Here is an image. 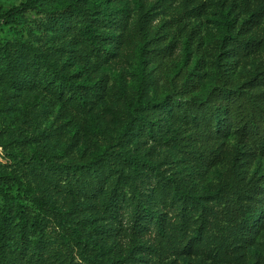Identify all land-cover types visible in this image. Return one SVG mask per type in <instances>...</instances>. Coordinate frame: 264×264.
I'll list each match as a JSON object with an SVG mask.
<instances>
[{
	"label": "trees",
	"instance_id": "1",
	"mask_svg": "<svg viewBox=\"0 0 264 264\" xmlns=\"http://www.w3.org/2000/svg\"><path fill=\"white\" fill-rule=\"evenodd\" d=\"M179 1L27 0L0 12V26L44 19V44H0L5 99L42 94L96 121L95 137L66 141L69 161L39 145L17 171L0 168V264H264V175L249 170L264 160V63L243 85L233 78L264 45L226 34L211 73L199 59L200 74L179 69L163 91L145 53L175 49L156 42L152 4ZM263 18L261 0L250 21ZM128 51L132 79L109 88L107 66Z\"/></svg>",
	"mask_w": 264,
	"mask_h": 264
},
{
	"label": "rangeland",
	"instance_id": "2",
	"mask_svg": "<svg viewBox=\"0 0 264 264\" xmlns=\"http://www.w3.org/2000/svg\"><path fill=\"white\" fill-rule=\"evenodd\" d=\"M26 2L27 0H0V12L21 7ZM260 2L261 0H202L204 3L202 9L191 8V11L185 9L186 3L183 0L175 2L173 8L169 9L160 2H154L152 5L158 6L153 11L156 13V20L153 23V31L157 33L156 42L175 49L173 57L159 55L156 58L152 52L145 53L147 63L153 68V78L161 84V89L167 91V88L180 81V79L172 81L179 69L182 75L191 74V78L200 74L201 71L196 68L199 59L206 71L211 73L212 60L222 47V39L226 34L235 38L240 34L246 41L251 38L262 40L264 45V18L259 22L250 21V14L258 10ZM230 7H233V11ZM226 19L229 20L231 27L225 24ZM43 20V16L30 12L20 16L13 24L1 25L0 44L18 38L32 41L35 46L44 44L40 26ZM133 55V52L128 51L123 60L107 66L109 88L114 85L118 75L123 74L132 79L128 72L133 70L136 63ZM247 55L245 62L237 65L233 77L239 85H243L247 78L253 75L255 68L264 63L263 49ZM81 121L62 112L59 105H53L50 97H43L42 94H33L14 104L5 99L4 88L0 86L1 170L17 171L22 159L30 158L33 149L39 145H49V150L54 155L69 161L71 156L67 155L69 150L66 149V141L77 133H80L82 138L96 136L91 134L95 130L96 121L91 119ZM234 143L236 140L232 141V145ZM75 153L76 147L70 154ZM220 170L223 171V168L220 167ZM249 170L251 175L255 173L264 175V160L257 159L249 166ZM261 220L264 221V213ZM255 252L264 254V231Z\"/></svg>",
	"mask_w": 264,
	"mask_h": 264
}]
</instances>
